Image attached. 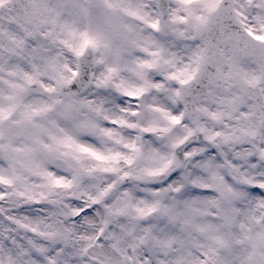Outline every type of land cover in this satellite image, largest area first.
Here are the masks:
<instances>
[{"label":"clouds","instance_id":"clouds-1","mask_svg":"<svg viewBox=\"0 0 264 264\" xmlns=\"http://www.w3.org/2000/svg\"><path fill=\"white\" fill-rule=\"evenodd\" d=\"M0 264H264V0H0Z\"/></svg>","mask_w":264,"mask_h":264}]
</instances>
